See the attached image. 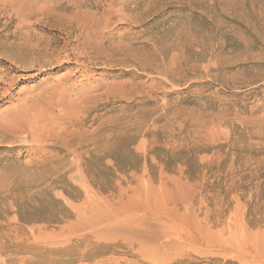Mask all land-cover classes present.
<instances>
[{
    "label": "rangeland",
    "instance_id": "1",
    "mask_svg": "<svg viewBox=\"0 0 264 264\" xmlns=\"http://www.w3.org/2000/svg\"><path fill=\"white\" fill-rule=\"evenodd\" d=\"M0 264H264V0H0Z\"/></svg>",
    "mask_w": 264,
    "mask_h": 264
}]
</instances>
